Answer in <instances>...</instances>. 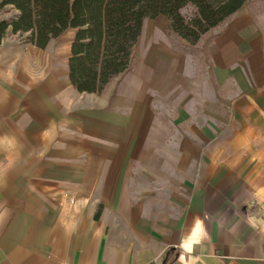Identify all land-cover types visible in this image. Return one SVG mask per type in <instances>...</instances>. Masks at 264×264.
Returning a JSON list of instances; mask_svg holds the SVG:
<instances>
[{
    "label": "crops",
    "instance_id": "1",
    "mask_svg": "<svg viewBox=\"0 0 264 264\" xmlns=\"http://www.w3.org/2000/svg\"><path fill=\"white\" fill-rule=\"evenodd\" d=\"M212 29L208 52L233 97L229 120L221 128L214 115L189 119L183 106L164 130L155 103L173 95L174 62L160 27L101 92L71 82L76 29L69 43L52 38L45 48L8 30L0 41V264H180L179 245L197 219L207 235L187 258L264 264V224L249 223L264 221V0Z\"/></svg>",
    "mask_w": 264,
    "mask_h": 264
},
{
    "label": "trees",
    "instance_id": "2",
    "mask_svg": "<svg viewBox=\"0 0 264 264\" xmlns=\"http://www.w3.org/2000/svg\"><path fill=\"white\" fill-rule=\"evenodd\" d=\"M247 0H0L18 10L0 19V41L10 29L45 48L52 38L76 29L69 76L81 92H101L131 65L145 20L164 15L170 31L196 44ZM193 7L186 16L183 8Z\"/></svg>",
    "mask_w": 264,
    "mask_h": 264
},
{
    "label": "rangeland",
    "instance_id": "3",
    "mask_svg": "<svg viewBox=\"0 0 264 264\" xmlns=\"http://www.w3.org/2000/svg\"><path fill=\"white\" fill-rule=\"evenodd\" d=\"M256 1L260 0H247L245 4ZM182 11L186 16H189L193 13V7L191 5L186 6ZM17 13L18 10L11 5L0 8V19L14 18ZM165 23L162 26L159 19L145 20L144 33L135 47L132 58L135 61L140 58L143 52L148 51L147 48L151 39L157 38L155 31L151 30L155 26L160 27V34L170 49L167 55L169 57L172 55L174 64L171 68L168 67L167 70L173 73V95L167 97L164 93L161 97H158V101L155 103V113L159 125H163L164 130V126L168 125L170 120L175 121L183 118L181 107L184 106L188 107L190 111L189 119H207L208 116L214 115L222 128L225 125L224 121L229 120L233 97L226 94L229 90L228 84L224 79H219L216 76L215 65L208 52V44L214 37L215 30L211 29L196 44H190L175 32L170 31L169 21ZM146 30L151 31L150 34H145ZM72 31V29L67 30L61 36L55 38L54 41L60 44L69 43L72 38ZM254 84H256L255 81ZM170 87L169 78L167 80L163 79L159 84V88L163 91ZM255 87L257 86L255 85ZM167 91L169 92V90ZM258 99L260 100L259 104L264 105V97ZM185 118L187 117L185 116ZM172 128L168 130H172L173 134H176L178 129Z\"/></svg>",
    "mask_w": 264,
    "mask_h": 264
},
{
    "label": "clouds",
    "instance_id": "4",
    "mask_svg": "<svg viewBox=\"0 0 264 264\" xmlns=\"http://www.w3.org/2000/svg\"><path fill=\"white\" fill-rule=\"evenodd\" d=\"M257 196L260 197L262 201H264V189H261L259 192H257ZM249 223L255 227L257 224H264V221H257L256 218L253 217L250 219ZM206 235L207 233L205 231L203 221L197 219L191 234L184 237L179 245V248L183 249V252L180 255V264H198V257L193 256L187 258L186 254L192 253L194 246L200 244Z\"/></svg>",
    "mask_w": 264,
    "mask_h": 264
},
{
    "label": "built area",
    "instance_id": "5",
    "mask_svg": "<svg viewBox=\"0 0 264 264\" xmlns=\"http://www.w3.org/2000/svg\"><path fill=\"white\" fill-rule=\"evenodd\" d=\"M73 203H74V201H73Z\"/></svg>",
    "mask_w": 264,
    "mask_h": 264
}]
</instances>
